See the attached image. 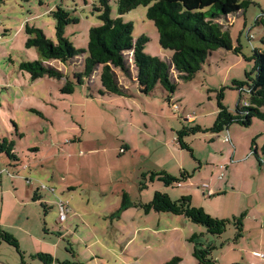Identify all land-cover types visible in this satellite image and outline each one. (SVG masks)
Instances as JSON below:
<instances>
[{
    "label": "rangeland",
    "instance_id": "1",
    "mask_svg": "<svg viewBox=\"0 0 264 264\" xmlns=\"http://www.w3.org/2000/svg\"><path fill=\"white\" fill-rule=\"evenodd\" d=\"M244 1H250L244 13L218 20L241 54L213 53L190 81L178 80L171 69L176 87L168 102L159 86L140 96L132 66L131 79L116 71L119 84L134 95L129 98L100 97L98 71L71 95L60 93L64 81H32L19 65L43 60L35 48H26L25 26L55 41L50 13L62 7L78 20L66 28L65 37L74 49L85 51L88 30L100 25L91 11L92 0H0V141H14L20 161L15 167L16 162L0 154V229L18 241L24 264H43L32 258L36 254L51 255L52 264H166L173 259H179L176 264H200L192 256L196 246L213 247V264H248L244 253L264 251V121L253 119L247 128L234 124L220 135L188 136L185 142L196 161L176 141L183 128L213 126L221 88L223 105L235 111L239 94L232 83L243 81L253 67L243 56L249 57L264 41V29L255 24L264 13V0ZM110 9L111 18H117L115 0H110ZM146 11L138 7L122 22L132 25L133 39H149L145 55L167 64L171 52L160 48ZM83 56L68 66L43 64L72 78L83 72ZM208 152L214 166L204 162ZM162 171L174 177L186 171L191 177L179 187H165L157 177L150 181ZM230 173L235 191L222 188L228 191L225 196L208 198V190L216 193V183L224 187ZM37 190L40 200L33 202ZM155 192L172 200L189 196L193 207L204 208L206 214L222 212V219L245 213L242 237L235 240L233 223L217 237L183 216L145 213L139 206L149 203ZM123 195L130 208L119 212ZM59 201L68 207L63 222ZM0 262L22 264L6 244L0 246Z\"/></svg>",
    "mask_w": 264,
    "mask_h": 264
},
{
    "label": "trees",
    "instance_id": "2",
    "mask_svg": "<svg viewBox=\"0 0 264 264\" xmlns=\"http://www.w3.org/2000/svg\"><path fill=\"white\" fill-rule=\"evenodd\" d=\"M249 4L250 1L244 0H115L118 17L112 19L110 0H92L91 11L96 14L100 25L88 30V43L85 51L74 49L65 37L66 28L77 24V18H72L71 14L62 7H56L50 13L54 20L55 41L48 39L40 29L25 26L26 48H35L43 61L22 63L19 69L27 73L32 81L45 77L64 81L59 89L62 95L73 94L76 86H82L84 80L89 79L98 71L101 86L98 91L100 97L129 98L134 95L129 88H124L119 84L116 71H119L126 79H131L130 67L132 66L135 73L133 78L140 96L150 95L159 86L167 94L166 99L170 102V95L176 87L172 81L171 69L178 74V80L190 81L213 53L223 50L241 54L240 47L233 48L228 28L223 29L218 20L227 19L229 15H237L240 12L244 13ZM141 6L147 8L146 18L153 23L156 29L160 48L171 52V59L167 64H164L158 57L145 55L142 50L149 39L146 36L133 39L132 25L122 22L121 18L124 15ZM255 24L264 29V13L257 17ZM5 32L1 36H5ZM126 53L130 56L131 64L128 62ZM80 55H85L80 63L83 72L74 73L72 78L66 77L52 66L43 64L47 61H58L68 66ZM243 57L253 67L252 72L245 73L243 81L232 83L231 89L239 94L235 111L230 112L223 105L224 88H221L216 96L217 113L213 126L210 129L194 126L177 132L176 141L179 148L188 152L195 161L193 150L185 142L188 136L204 133L220 135L224 131L227 132L234 124L247 128L252 124L253 119L264 121V113L260 111L264 107V41L261 48L254 49L249 57ZM243 102L247 105L244 106ZM14 127L17 129L16 126ZM14 147V141L2 139L0 154L16 162L15 167L19 168L20 161L15 156ZM154 177H157L165 187H179L181 182L190 179L191 176L186 171H181L178 177L162 171L152 174L150 181H153ZM37 192L38 190L33 195V202L40 200ZM122 198L119 212L130 208L128 198L125 195ZM139 207L147 214L155 212L183 216L192 223L203 226L208 234L217 237L224 234L228 224L233 223L236 241L242 237L243 219L246 217L245 213H242L231 220L213 218L202 208L193 207L189 196L172 200L163 192H155L149 203ZM194 239L195 237H192L190 242ZM2 244L12 247L24 264L18 241L13 235L0 229V246ZM212 250L213 247L201 249L196 246L192 256L200 264H213L209 259ZM70 254L73 255L72 252ZM32 258L43 264L53 262L52 257L47 254H36ZM177 262L179 259H173L166 264ZM63 264L79 263L64 262Z\"/></svg>",
    "mask_w": 264,
    "mask_h": 264
},
{
    "label": "crops",
    "instance_id": "3",
    "mask_svg": "<svg viewBox=\"0 0 264 264\" xmlns=\"http://www.w3.org/2000/svg\"><path fill=\"white\" fill-rule=\"evenodd\" d=\"M133 80H134V78H133ZM134 83H135V81H133ZM190 120H192V118H189ZM225 142H226V140H225ZM226 143H229V142H226ZM231 143V142H230ZM233 150H234V152H236V148H234L233 147ZM37 151H38V149H37ZM210 152H208V154H207V156H206V159L204 160V162H208V164L210 165V166H214V163H212V160H210ZM232 158H234V156H232ZM241 160L239 159L238 160V162H240ZM218 162V161H217ZM232 163H234L235 161L233 160V161H231ZM227 167H224V171H227ZM222 172V171H221ZM222 174H223V172H222ZM232 173H230L229 174V176H228V180H227V182L225 183V185H224V187H222V186H220V184H218V183H216V190H217V192L216 193H213L212 192V190H211V188L208 190V193H207V195H208V198H212V197H214V196H217L218 198L219 197H223V196H225L227 193H228V191L227 190H223L222 188H228V187H230L231 188V190H232V192H234L235 191V189H234V185H233V183H231L232 182ZM222 178H221V174L219 175V181L221 180ZM205 185V188H206V184H204ZM209 186V185H208ZM203 210H204V208H202ZM207 212V211H206ZM211 217H213V218H217V219H222V218H224V217H222V212L221 213H218V215L217 214H211L210 212H207ZM251 218H255L254 216L253 217H251ZM245 219V218H244ZM243 223H244V221H243ZM264 226V222L262 223V227ZM243 232H244V226H243ZM253 251H260V252H262V253H264V251L263 250H253ZM252 251V252H253ZM251 252V253H252ZM251 253H248V252H246V253H244V258H245V260L246 261H248V264H264L262 261H260V260H258L257 258H255V257H253L252 256V254ZM48 255V254H47ZM51 256V255H50ZM52 257V256H51ZM53 259V258H52ZM0 264H3L2 262H0Z\"/></svg>",
    "mask_w": 264,
    "mask_h": 264
},
{
    "label": "built area",
    "instance_id": "4",
    "mask_svg": "<svg viewBox=\"0 0 264 264\" xmlns=\"http://www.w3.org/2000/svg\"><path fill=\"white\" fill-rule=\"evenodd\" d=\"M242 104L244 106L247 105L246 102H243ZM225 140H226V142L230 141L229 138H225ZM221 177H222V174H221ZM58 206H59V211H60L59 212V221L63 222L65 220V216H66V214L68 212V209H67L68 207H67V205L65 203H63L61 201H59ZM251 254H252L253 257L257 258L258 260H260V261H262L264 263V253H262L260 251H253Z\"/></svg>",
    "mask_w": 264,
    "mask_h": 264
}]
</instances>
